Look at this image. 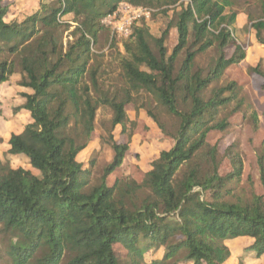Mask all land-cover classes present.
<instances>
[{
	"label": "trees",
	"instance_id": "16d2710c",
	"mask_svg": "<svg viewBox=\"0 0 264 264\" xmlns=\"http://www.w3.org/2000/svg\"><path fill=\"white\" fill-rule=\"evenodd\" d=\"M1 1L0 83L18 70L17 85L28 91L18 94L23 103L13 112L25 109L31 119L21 132L11 133L0 158V232L10 236L6 252L13 264H225L226 241L237 237L252 239L246 248L257 258L264 254V193L248 200L228 197L227 184L238 183L243 171L235 146L225 153L232 163L225 177L219 173L223 157L217 145L199 155L210 131L225 130L227 120L220 115L238 91L235 82L208 91L246 56L235 38V0H39L35 12L10 23L4 21L7 7ZM122 3L172 15L158 37L141 19L121 40L126 85L121 99L101 84L94 47L107 28L103 20ZM67 16L72 20L65 21ZM248 21L264 45V0ZM72 26L73 39L64 43ZM171 28L177 41L168 52ZM210 48L218 57L199 67L198 54ZM253 70L264 90V72L259 64ZM132 93L151 95L178 118L176 131L168 132L147 111L170 147L151 162L146 178L123 176L109 184L128 149L109 131L113 155L93 182L95 160L85 167L77 155L95 130L99 108L111 109L112 130L132 124L125 109ZM241 103L240 98L236 106ZM251 117L257 127L255 112ZM6 156L26 157L37 173L12 167ZM258 164L264 188L261 156ZM116 244L127 251L129 262L117 255ZM158 250L162 257L146 263L144 254Z\"/></svg>",
	"mask_w": 264,
	"mask_h": 264
},
{
	"label": "rangeland",
	"instance_id": "374dc122",
	"mask_svg": "<svg viewBox=\"0 0 264 264\" xmlns=\"http://www.w3.org/2000/svg\"><path fill=\"white\" fill-rule=\"evenodd\" d=\"M38 1L39 0H2V5L7 7L4 21L10 23L22 20L24 17L35 12L38 8ZM235 1L238 2V0ZM246 1L247 0H239V12ZM260 1L261 0H249V11H253L254 15L257 14L259 10L257 8L256 12H254L251 6L253 4H258ZM125 5L127 6V4L124 3L120 4L114 14L107 16L103 20V24L107 26V28L99 33L97 44L94 47V53L97 54L95 64L99 63L100 65L99 72L101 84H103L104 89L118 91L121 99L124 98L122 94H125L124 88L126 85L124 84L122 70L119 65V59L121 55H124L123 46H121L120 42L126 37L120 34L117 29L124 25L127 21L126 19L129 17H137L140 15L134 22L138 21L140 23L142 21L141 19H143L148 32L158 37L161 31L166 27L172 15L171 11L165 15L158 12L155 13L151 9L140 7H134V12L132 11V13L130 11L131 8L126 9ZM64 20L70 21L72 18L67 16ZM72 30L73 26L64 32V43L73 39L70 35V31ZM237 38L246 49V58L240 63L228 67L219 81L217 83H211L208 87L209 91L212 87L225 86L230 82H235L238 87V91L234 90L235 92L231 93L232 101L220 115L227 120V126L224 131L215 130L209 132L204 146L199 151V155L205 157L209 153L210 148L213 145H217L219 155L223 157L219 173L221 176L225 177L232 171L231 160L228 155L225 156V153H227L228 147L234 145L236 152L242 159L243 171L238 183L229 181L227 184V187L230 189V195L228 197L231 200H248L251 198L252 194L263 195L264 193L258 164L260 156L264 161V90L261 88V76L253 70V68L259 64L260 69L264 72V56H262L264 55V49L262 46H257L258 43L254 38L253 32H247L246 28L243 29V34L240 37L237 36ZM190 40H192V37ZM176 41V29L171 28L165 41L168 52H171ZM232 51L233 48L230 47L226 50V54L230 55ZM217 57V49L210 48L204 53L198 54L196 59L197 65L201 68H206L212 65ZM183 58L184 53H181L178 58V63H180ZM18 75L17 70L16 76L18 77ZM14 93L15 89L12 87H3L0 89V98L3 99V105L2 107L0 106L1 159L5 152L3 149L7 147V140L10 134L20 131L28 123L27 117H19L16 113H13L12 102L4 98L12 96ZM240 98L243 99V103L236 106L237 100ZM249 104L251 106L250 108ZM125 109L132 124L127 123L124 128L116 126L112 130L110 125V119L112 117L111 109L107 106L99 108L96 114L95 130L91 134L87 146L77 155V160L82 162L85 167L88 166L90 160H95V166L92 169L93 182L100 176L103 166L111 160L113 155L107 143L109 131H112V135L116 142L128 144V149L124 155L121 166L108 176L109 184H111L115 178L123 176L134 177L138 180L146 178L147 172L151 168V162L159 156L162 150H167L170 147L169 140L165 138L160 128L148 115L147 111L149 110L152 112L159 123L163 125L168 132L176 131L178 118L169 114L151 95L146 93H132V101L126 103ZM251 112H255L257 115V127H255ZM4 114L11 115L12 117L7 118ZM6 157L12 167H23L37 173L36 170L31 168L26 157ZM237 238L226 241L230 249V256L225 264H264V254L257 258L254 256L253 251L249 252V248L245 249V246L251 239ZM8 239H10L9 235L0 232V264H13L6 252L8 248ZM114 250L123 261L129 262L126 257L127 251L120 244H116ZM144 256L146 263H150L154 259L162 257V251H148Z\"/></svg>",
	"mask_w": 264,
	"mask_h": 264
},
{
	"label": "crops",
	"instance_id": "0c3cea01",
	"mask_svg": "<svg viewBox=\"0 0 264 264\" xmlns=\"http://www.w3.org/2000/svg\"><path fill=\"white\" fill-rule=\"evenodd\" d=\"M238 3H239V0H238V2L236 1V3L232 6V9L237 8V9H235L237 11L236 21H235V23H234L233 26L235 28V38H236L237 42L239 44H241L240 41L238 40L237 36L240 37L243 34V29H245V28L247 29V32L252 31L253 32V35H254V38H255V32H254V30L252 28H250V26H249L250 23L248 21L249 13H251L252 15H254V13L251 10L249 11V0L246 1V3L243 5V8H241V11L240 12L238 10V7H240L238 5ZM251 8H253L254 12H256V10L258 8V10L260 12V2H258V4H253L251 6ZM252 18H253V16H252ZM255 40H256V38H255ZM258 44H257V46H262V48L264 49V45H262L260 43H258ZM246 55H247V53H246ZM262 56H264V55H262ZM245 58H246V56H245ZM18 80H19V75L17 77L16 74H13L9 78L8 81L3 82V83H0V89L3 88V87H12V88L15 89V93L12 96L4 97L5 100H8V101H11L12 102L11 105H13V108L23 103V100L21 99V97H19L18 94L21 93V92H27L28 91L26 88H23V87L17 85V81ZM0 104H1L0 106L2 107V105H3V99H1V98H0ZM16 115H18L19 117L20 116H25L28 119V123L31 122L29 112L27 110H25V109H20L19 111L16 112ZM4 116L7 117V118L12 117L11 115H5V114H4ZM23 128L20 131L16 132V133L21 132L23 130ZM9 138H10V136H9ZM9 138H8V140H9ZM8 140H7V147L5 149H3L4 151H6L9 148ZM241 238H246L247 240L248 239H251L249 237H238L237 239H241ZM251 244H252V239L245 246V249H246L247 246H250ZM242 253H243V250H242Z\"/></svg>",
	"mask_w": 264,
	"mask_h": 264
},
{
	"label": "built area",
	"instance_id": "2783aa9c",
	"mask_svg": "<svg viewBox=\"0 0 264 264\" xmlns=\"http://www.w3.org/2000/svg\"><path fill=\"white\" fill-rule=\"evenodd\" d=\"M126 9L127 8H131V12L134 10L133 6L130 5H125ZM135 8H139V7H135ZM142 8V7H140ZM136 10V9H135ZM134 12V11H133ZM132 12V13H133ZM110 16V15H109ZM140 16V15H139ZM139 16H133V17H129L128 19H126L127 21L124 23V25H122L120 28H116L118 30V32H120V34L124 35L125 37H128L131 34V24L139 17ZM112 18V17H110Z\"/></svg>",
	"mask_w": 264,
	"mask_h": 264
}]
</instances>
